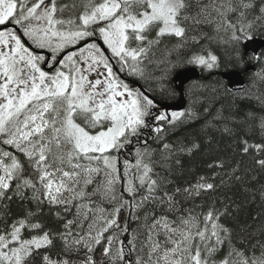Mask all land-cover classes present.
Returning <instances> with one entry per match:
<instances>
[{
    "label": "snow or ice",
    "instance_id": "1",
    "mask_svg": "<svg viewBox=\"0 0 264 264\" xmlns=\"http://www.w3.org/2000/svg\"><path fill=\"white\" fill-rule=\"evenodd\" d=\"M256 32L264 0H0V264H264V59L161 103Z\"/></svg>",
    "mask_w": 264,
    "mask_h": 264
},
{
    "label": "trees",
    "instance_id": "2",
    "mask_svg": "<svg viewBox=\"0 0 264 264\" xmlns=\"http://www.w3.org/2000/svg\"><path fill=\"white\" fill-rule=\"evenodd\" d=\"M252 39H263L264 40V32H256L253 36ZM249 41L246 40L244 41L245 43ZM244 51V63L243 64H236V63H223L221 64V67L219 69H213V70H204L200 66L197 65H189V64H177L176 67H174L171 70V77H170V87L175 90L176 95L173 96L171 94H167L165 98L161 99V103H172L178 101L180 97V93L177 90V84L174 80L175 75L185 69H190L192 67L198 68L200 71V76L197 79H194L193 81L187 83L185 85V98H186V106L189 101L190 97V89H196L200 85H209V86H218V85H223V86H229V82L223 78V73L230 72V71H239L243 74L244 76V85L242 87H246L249 83L250 77L253 76L254 73H256L260 67L261 64L260 62L255 59L254 57H260L261 59H264V48L256 55L252 52H246L245 48L243 49ZM250 67L252 69L248 70ZM237 88H231L230 90L234 91ZM249 103L247 101H244L243 103L240 104V107L243 109L245 107H248ZM198 125H193L192 127H197ZM255 142V141H254ZM231 141L225 139L221 141V149L225 148V145L230 144ZM228 153L232 152L231 148L227 149ZM235 160H240L241 161V169H243L246 166H250V158L248 156H241L238 152L236 153ZM205 163V158L200 154L197 153L193 157L185 158V165L192 167L195 170V173L197 175H202L205 174L206 169L204 167ZM211 173H209L210 175ZM261 182H264V176L260 177ZM252 187H256L257 185L253 184L251 185ZM228 195L232 196L234 200L240 201L244 199V196L242 194V190L239 189V186L233 188L231 191L227 192ZM258 205H259V199L257 198L255 203L249 202L246 208H244L241 212V218L243 219L244 213H250L252 215L255 214V212L258 210ZM121 220H123V216L121 217ZM135 226V225H133Z\"/></svg>",
    "mask_w": 264,
    "mask_h": 264
},
{
    "label": "water",
    "instance_id": "3",
    "mask_svg": "<svg viewBox=\"0 0 264 264\" xmlns=\"http://www.w3.org/2000/svg\"><path fill=\"white\" fill-rule=\"evenodd\" d=\"M245 45H246L245 47L246 52H252L257 55L264 48V40L253 39L247 41ZM250 69H252V67H250L248 70ZM199 76H200V71L196 67L181 70L175 75L174 80L176 84L181 86V87H177V90L180 93V97L176 102L162 103L166 106L169 112L174 110H182L184 107H186V98H185V90H184L185 85L193 81L194 79L199 78ZM223 78L229 82V86L231 88H240L245 83L244 76L239 71H230L223 73Z\"/></svg>",
    "mask_w": 264,
    "mask_h": 264
}]
</instances>
